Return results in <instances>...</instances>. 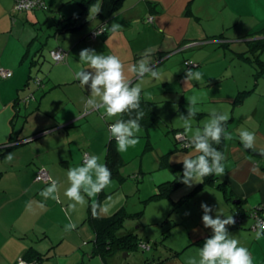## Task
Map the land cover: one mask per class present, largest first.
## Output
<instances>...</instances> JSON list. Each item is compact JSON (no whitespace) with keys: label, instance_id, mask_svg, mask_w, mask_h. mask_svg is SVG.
I'll use <instances>...</instances> for the list:
<instances>
[{"label":"crops","instance_id":"obj_1","mask_svg":"<svg viewBox=\"0 0 264 264\" xmlns=\"http://www.w3.org/2000/svg\"><path fill=\"white\" fill-rule=\"evenodd\" d=\"M44 1L45 8L19 10L21 13L26 12V14H19V16H26L20 30H26V22L32 23L36 20L34 23H38L45 19V22L41 23L43 26L37 33H27V40L20 38L26 49L25 53L27 57L31 54L35 55L39 60L45 57L44 43L40 41L39 45L38 39L41 33L45 32V34L49 33L52 38H57V41H54L50 48L51 52L63 49L68 52V56L65 61L59 62L60 64L49 74L50 78L48 77V79L52 81V86L48 87L49 82L45 81L39 72L35 74L31 70V79L27 80V87L24 88L25 90L22 93H19L23 85L18 80L20 75L10 81L11 84L17 86L15 88L16 94L14 92L6 100L16 102L18 117L20 116L19 106L25 104V107L22 108V111L26 112L24 124L16 135L18 141L25 143H14L11 146V148H14L13 152H21L26 157H30V165L36 171L38 169H48V173L55 175L58 179V185L62 178V172L66 171L63 166L72 161L83 162L84 154L99 156L100 162L105 164L107 145L111 140L109 139L108 127L122 117L118 115L108 119L102 116L103 110L85 111V102L90 95V87L87 85L82 87L74 75L76 71L87 68V65L79 60V53L82 49L91 48L98 54L118 56L123 62L126 72L131 65L136 64L146 56L152 67L156 68L161 76H165L174 69L178 61H180L179 63L183 60L185 63L193 60L201 62L203 59L208 60L212 53L221 48H226V51L229 52H235V45H233L235 41L250 43L256 40L254 36L257 35L260 36L259 39H264V30L259 31L264 28V0H124L121 9L110 18L102 20L99 19V15L95 16L94 19H99V24L96 27H102L104 31L97 37L91 35L93 26L89 27L91 21L89 19V9L91 6L101 5L103 0L92 3L84 13L77 0ZM1 2L4 4L2 7L3 14H7L8 11L11 13L12 21H10L9 14L7 18L10 22L9 29L14 33L20 19L12 14L11 9L16 10L17 0H0ZM48 11L50 13L54 12V14H50ZM52 15L56 16V21L55 18L53 20ZM68 20H74L75 27L61 30ZM113 22L120 24V29L116 34L108 30ZM102 35H104L103 38ZM175 54L183 55L176 60L174 58ZM32 62L36 64L35 61ZM261 62L264 64L263 60ZM189 67L188 69H193L196 66L192 64ZM34 74L35 76H33ZM52 74L55 76H52ZM127 74L132 82L137 80L131 73ZM33 79L36 80L34 88H32ZM165 83H168V80ZM33 89L35 90L33 91ZM243 90L248 91V94L245 93V97L241 102H237L236 98L242 90H239L234 98L212 97L211 99L231 101L234 104L233 113L236 115L238 106L240 107V105L246 103L247 96L264 95V92H259L258 87ZM29 93L33 97L31 101L29 99L27 101L26 99L23 100L22 97ZM143 97L146 100L153 101L155 109V100L146 98L144 93ZM252 111L249 117L242 120L240 116L239 119L242 120L241 123L244 125L243 130L255 134L254 147L252 149L245 148L239 135L237 137L232 136L233 138L229 141L222 139L219 145L213 143V147L223 153L224 174L207 176L203 179V183H198L185 199L190 203L196 200L195 203L198 206L191 208L188 213H184V218L174 221L169 229H163V233L172 238L174 231H176L175 226H183V232L186 235L183 243L171 239L168 244L159 245V249L155 253L144 255L140 260H132L131 262L119 261L117 260L118 257L111 260L110 257L115 256L117 252L108 258H104L95 253L97 231L89 219L88 209L91 203V200H89V204L83 205V207L88 205L83 216L81 209L77 218L70 219L76 225L75 229L64 231V223H57L55 229L63 234L56 235L55 238L48 231L53 241V245L48 251L31 247L23 253L19 260L23 259L30 264H52L62 260V264H72L70 260L76 257L77 264H87L86 255L91 247L92 255L90 254V258L100 256V260H103L97 264H184V258L189 255H196L198 249L203 246L204 240L212 234V230L205 228L202 222L203 210L201 204L207 203L213 208L210 213L213 218L217 214H221L222 219L228 215L233 216L234 219L239 217V221L235 225L227 226L230 235L237 239L241 246L248 248L253 264H264V236L259 240L255 239V230L252 228L254 219L251 216V211L262 207L264 209V104L258 102ZM32 116L36 117L34 119L35 123L25 132ZM233 118H229L224 125L226 130L229 128L227 124H230ZM15 124L16 120L13 119V134L17 131ZM47 129H53V131L48 132L47 135L42 134ZM55 132H61L62 135H55ZM53 133H55V137L59 138V142L53 145L50 141H43ZM13 134L10 139L13 138ZM36 140H40L42 143H37ZM21 145L23 146L20 147ZM34 146L50 152L56 149L57 152L52 153V157L36 159L38 155H34L32 149H30ZM178 147L177 145L176 148ZM191 148L192 146L184 149L183 153L175 152L173 149L174 163L178 156L193 154ZM122 155L123 153H121ZM175 164L181 165L182 163ZM34 176H31L33 182H30L29 186L24 189V193L34 191L41 196L40 192L48 187L49 183L39 185L40 183L43 184V181H37ZM178 186L179 184L175 188ZM3 191L0 196H8V189L5 188ZM171 192L172 190L168 194L169 197ZM105 196L106 189L97 196V200L104 204ZM85 199L88 201L87 197ZM61 201L62 205H65L64 208L68 210L71 201L68 198L62 200L60 198ZM4 202L2 208L10 204L6 203L9 202L7 198ZM121 206L122 202L119 201L111 204V209L115 211L114 214L109 208L108 213L101 214L100 217L107 218L117 213H123L125 225H127L126 221L129 219L141 218L142 220V212H128L124 206ZM8 210L7 208L3 209L0 214V221L1 217H6ZM44 212H46L44 214L47 217L50 213H53V217L58 218L57 213ZM80 217H84V225L80 222ZM160 218L157 216L153 223H161V220H158ZM142 225V222H140L137 228L129 227L128 230L137 231L138 233H136L140 236L137 229ZM162 225L163 223H161ZM124 227L120 232H126L123 231ZM6 231L7 226L3 222V226H0V236H3ZM12 231V229L9 230V232ZM93 233H95L94 238L89 239ZM10 235L12 234L10 233ZM137 249L141 248L125 249L124 251H129L132 255V251ZM19 260L8 264H17Z\"/></svg>","mask_w":264,"mask_h":264},{"label":"rangeland","instance_id":"obj_2","mask_svg":"<svg viewBox=\"0 0 264 264\" xmlns=\"http://www.w3.org/2000/svg\"><path fill=\"white\" fill-rule=\"evenodd\" d=\"M3 6L4 4L1 2L0 69L11 71L13 76L12 78L0 76V170H3L1 171L2 173H0V193L4 192L3 189L5 188L9 191L8 196H0V214L3 209H9L6 217H1L0 221V226H3V222H5L7 226L6 233L0 236V264H8L19 260L23 253L31 247L38 248L42 251H48L53 245L51 235L48 231H50L55 238L56 235L60 236L63 233L56 230L55 225H57V223H64V225H67L70 222L69 218H77V216H79L78 212H80L81 209L83 216L84 210L88 205L86 207L82 206V208L80 205H77L75 210H70V208L67 210L64 208L65 205H62V201L60 202V198L61 200L67 198L64 196V191L69 186L67 171L70 167L82 164V161H72L63 166L66 171L61 174L62 178L59 183L58 201L50 198L45 199L34 191L24 193V189L29 186L30 182H33L31 176L35 175L34 178H36L39 169L36 171L34 167L30 165V157H26V155L21 152L15 153L13 152L14 148H9V146L14 143H25L18 141L16 135L20 132L26 115V112L22 111L25 104L19 106L20 116L18 117V107L15 105L16 102L14 100H6V98L13 95L14 92L16 94L15 88L17 86L11 84L10 81L14 77L20 75L18 80H20V83H23V85L19 93H22V91L25 90L24 88L27 87V80L31 79L30 74L31 70H33L35 74L39 72L42 75L41 77L49 82L48 87H50L52 86V81L48 79L49 74L60 63L52 59L50 48L53 42L57 41V38H52L49 33L45 34V32H42L40 38L38 37L39 45L40 41L44 43L43 48L45 49V57H43L42 60L37 59L35 55L33 56L32 54L27 57L25 53L26 49L20 41V38L27 40V33H37L43 26L41 23L45 22V19L38 23H34L36 20L32 23L26 22V30H20L22 29L24 20H26V16H19V14H26V12L21 13L17 9H11L12 14L18 16L20 19L19 25L14 29V33H12L9 29L10 22L7 15L9 14L10 21H12V16L9 11L5 15L3 14ZM48 13L50 12L48 11ZM52 13L54 14V12ZM54 18L56 21V16H53V20ZM99 19L91 20L89 27L93 26L94 29L99 24ZM52 32L54 33V31ZM103 36L104 35H102V38ZM259 37L258 35L254 36V39L257 40ZM233 45H235V52H229L228 50L227 52L226 48H221L217 52L212 53L208 60L203 59L201 62L193 60L196 67H193L192 70L201 72L202 79L199 82L195 80L191 81L190 86L187 88L184 83V77L190 67L184 60L181 63L178 61L174 69L167 75L161 76L159 80L152 79L149 75H146L143 80L137 79L133 82L134 85L139 84L141 86L146 98L155 100V110L158 114V121L148 128L141 126L140 132L137 134L139 143L135 147H130L127 152L123 153L120 176L112 178L111 185L106 188V196L103 203L109 204L110 211L113 212V214L115 211L111 209V204H115L118 201L122 202V206H124L128 212H142V220L141 218L127 220V225H125L123 231L127 232L129 227L137 228L138 224L142 222L143 225L137 229L140 233L139 237L142 243L148 244L152 248L150 250H134L132 251V255L129 251H118L115 256L110 257L111 260L114 257H118L117 260L119 261L125 260L131 262L132 260H140L144 255L155 253L159 249V245L163 244L164 246V244L171 242V239L178 240V243L184 242L186 235L183 232V226H175L176 231H174L172 238L166 236L165 233H163V229H169L174 221L182 217L184 218V213H188L191 208L198 206L195 203L196 200L192 203L185 201L186 197L196 188L197 184H194L193 187H188L184 183H179V186L172 190L170 197L168 196L169 193L159 198L150 199V196L159 189V184L162 182L173 179L178 180L177 178H179L180 181L183 175V164L176 165L175 163L177 162L174 163V154L172 155V153H174L173 149L175 152L183 153L184 149L191 147L188 142L189 137L183 134L184 129L182 127V121L178 119L181 114L185 116L188 115L187 107L189 102L187 97L196 95L198 98V112L192 119L193 130L202 128L203 122L210 118L209 113L215 110L217 112L226 113L229 118L234 117L233 121L227 124L229 128L226 130L234 137H237L239 132L244 129V125L241 121L249 117L257 103L260 102L264 104V95L260 96L259 94H255L252 97L247 96L246 103L240 105V107L238 106L237 114L235 115L233 113L234 104L231 101L222 100L224 98H234L237 96L239 90L243 91V89L251 87H258L259 92H264V64L261 62V60L264 61V49H249L250 46L247 42L235 41ZM181 55L183 54H175L174 58L177 60ZM32 61H35L36 64H33ZM35 74L33 76H35ZM52 76L55 75L52 74ZM166 80H168V83H165ZM34 83H36L35 79H33L32 88L35 87ZM34 90L35 89H33V91ZM31 93L27 94V97H22V99H26V101L29 99V101H31L33 98ZM247 94L248 92L246 95ZM212 97L222 99L215 100L211 99ZM240 116L242 117L241 121L239 119ZM13 119L14 121L16 120L15 129H17L14 134L12 131ZM34 119H36L35 116L30 118L25 132L35 123ZM46 131L48 133L53 131V129H47ZM44 133L46 132H42V134ZM55 133L45 138L43 141H50L53 145L59 142V138L55 137V135L62 134L61 132ZM12 134L13 138L10 139ZM35 142L40 143L41 141L36 140ZM177 145L179 146L178 148H176ZM22 146L23 145L20 147ZM30 149H32L31 151L34 155H38L36 159H43L44 157L49 158L52 157V153L57 152L56 149L52 150V152L43 151V149H38L35 146ZM191 151L194 152L193 147ZM8 153L13 154V159L10 162L6 159ZM176 155L177 153L175 156ZM50 175L52 180H58L55 175ZM46 183L50 182L43 181V184L40 183L39 185H46ZM6 198L9 199V202L6 203L10 204L2 208ZM87 199L89 204L90 199L88 197ZM44 211L57 213L58 218L55 219L53 213H50L47 217ZM66 213H68V215H66ZM157 216L161 217L158 220H161L160 222L163 223L162 226L161 223H153ZM80 222L83 225L85 224L84 217H80ZM10 229L13 231L9 232ZM10 233L12 235H10ZM94 236L95 233H93L89 239H93ZM127 253H129V255H126ZM90 254L92 255L91 247L89 248V253L86 255L87 264H97L103 261L100 260V256L90 258ZM70 261L72 264L78 263L76 257ZM52 264H62V260L53 262Z\"/></svg>","mask_w":264,"mask_h":264},{"label":"clouds","instance_id":"obj_3","mask_svg":"<svg viewBox=\"0 0 264 264\" xmlns=\"http://www.w3.org/2000/svg\"><path fill=\"white\" fill-rule=\"evenodd\" d=\"M100 11V5L91 6L89 9V19L94 20ZM107 26V25H105ZM120 29V24L113 22L111 33L116 34ZM103 30L96 32L100 35ZM79 60L86 64L87 68L76 71L75 78L82 87H90V95L85 102V111H102V116L111 119L122 116L125 113L129 119H117L108 127L109 139L116 142V151L125 153L130 147H135L139 143L138 133L140 132V120L145 113L141 110L140 100L142 88L139 84H133L127 73H131L134 78L143 80L146 75L152 79L159 80L161 73L150 64L145 56L136 64L131 65L127 72L121 59L116 55L98 54L94 49L85 48L79 53ZM188 64L195 65V62L188 61ZM90 70V71H89ZM202 74L199 71L188 69L184 77L186 88L191 81L199 82ZM147 95V94H146ZM188 115L181 114L178 119L182 121L184 135L189 137V144L194 148V153L190 155L178 156L177 163L183 164V175L181 182L192 187L194 184L203 183V179L210 175L220 176L225 172L222 163L224 156L212 145H219L222 139L231 140V133L227 132L224 125L229 116L215 110L209 113V119L203 122L202 128L193 130L192 119L198 112L196 95L187 97ZM135 112V116L132 113ZM47 131L45 135H47ZM241 143L247 149H252L255 144V134L247 130L239 132ZM6 159L10 162L13 154L8 153ZM112 173L108 166L100 162V157L96 155L84 154L83 163L70 167L67 171L69 186L64 191V196L72 201L69 208L75 210L77 205H86L91 200V211L94 218L101 214H107L109 205L101 204L96 197L108 188L111 183ZM45 199L59 200V185L56 180H51L49 186L40 192ZM202 222L205 228L211 229L212 234L204 240L196 255H189L184 258V264H253V259L248 248L241 246L240 242L233 238L228 230L229 225H235L233 216L228 215L222 219L221 214L215 218L210 214L213 208L207 203H202ZM68 215V213H66ZM70 220V218H69ZM76 225L70 222L65 225V230L75 229ZM255 239L259 240L264 236V221L256 222Z\"/></svg>","mask_w":264,"mask_h":264},{"label":"trees","instance_id":"obj_4","mask_svg":"<svg viewBox=\"0 0 264 264\" xmlns=\"http://www.w3.org/2000/svg\"><path fill=\"white\" fill-rule=\"evenodd\" d=\"M81 6L82 12H86L89 6L96 2L97 0H77ZM124 0H103L102 7L99 13V18L102 20H106L110 18L115 12L121 9L123 6ZM75 27L74 20H68L64 28L61 30H67ZM97 27L91 31V34L94 30L98 29ZM260 29L259 31H262ZM250 48L249 49H264V39H257L253 40L248 43ZM246 90L240 91L236 101L241 102L245 97ZM154 102L146 100L143 97V92L141 91V100H140V107L141 110L145 113L142 120H140V125L143 127H150L153 124L157 123V112L154 109ZM132 116H135V112L132 113ZM129 115L125 113L122 115L121 119L127 120L129 119ZM112 124V123H111ZM178 144V143H177ZM12 146V145H11ZM9 146V147H11ZM213 146V145H212ZM183 148V147H182ZM123 159L121 153L116 151V143L114 139H111L107 145V155H106V162L105 164L111 170L112 178L118 177L120 175V167L122 165ZM40 170V169H39ZM38 170V171H39ZM37 171V173H38ZM0 173H2L0 171ZM37 175V174H36ZM50 182V181H49ZM181 180H168L159 184V189L150 196L152 198H159L162 196L167 195L171 190H173ZM91 204V203H90ZM88 215L91 222L94 224L97 234L95 239V253L100 254L104 258H108L109 256L115 254L120 250H128L133 248H141L143 250L151 248H144L141 246L142 241L139 239V235L132 230H128L127 232H120V230L125 226L124 223V214L117 213L113 216L102 218L97 217L94 218L92 215L91 207L89 205Z\"/></svg>","mask_w":264,"mask_h":264},{"label":"built area","instance_id":"obj_5","mask_svg":"<svg viewBox=\"0 0 264 264\" xmlns=\"http://www.w3.org/2000/svg\"><path fill=\"white\" fill-rule=\"evenodd\" d=\"M45 7H46V5H45V1L44 0H17V2H16V9L17 10H30V9L45 8ZM100 29L103 30L102 27H100V28L94 30L91 35L93 37H97L98 35H96L95 33L100 31ZM51 56H52L54 61L62 62V61L66 60V58L68 56V52L63 50V49H57V50H53L51 52ZM189 65H192V64H189ZM0 76L5 77V78L6 77H11L12 76V72L9 71V70H1L0 69ZM35 179L37 181H45V182H49V181L52 180L50 174L45 169H40L38 171ZM251 216L254 219V224H253L252 228L256 231V227L255 226H256L257 220L264 221V209H263V207L262 208H257L255 210L251 211ZM235 221L236 222L239 221V217H235ZM141 246H143L144 248H149L148 244L142 243ZM17 264H30V263H28L27 261H25L23 259H20Z\"/></svg>","mask_w":264,"mask_h":264},{"label":"water","instance_id":"obj_6","mask_svg":"<svg viewBox=\"0 0 264 264\" xmlns=\"http://www.w3.org/2000/svg\"><path fill=\"white\" fill-rule=\"evenodd\" d=\"M102 4L100 5V10H101ZM100 13V11L96 14V16H98ZM251 40V39H250ZM126 255H129V253H127Z\"/></svg>","mask_w":264,"mask_h":264}]
</instances>
